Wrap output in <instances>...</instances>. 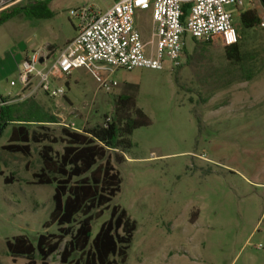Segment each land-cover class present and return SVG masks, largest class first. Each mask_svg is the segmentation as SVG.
<instances>
[{"label": "rangeland", "instance_id": "rangeland-1", "mask_svg": "<svg viewBox=\"0 0 264 264\" xmlns=\"http://www.w3.org/2000/svg\"><path fill=\"white\" fill-rule=\"evenodd\" d=\"M87 5L105 10L112 0H50V17L23 11L0 26L1 96L13 97L22 87L26 56L40 51L49 55L48 64L55 60L77 32L70 11ZM249 9L264 12L262 0L226 6L240 36L242 66L228 61L221 42L188 35L178 70L169 62L162 70L118 69L111 78L119 85L106 91L81 67L52 82L65 89L64 97L35 96L57 114L59 124L48 125L55 136L62 126L80 131L102 123L121 94L133 95L150 119L131 135L125 161H114L122 183L112 204L137 222L126 264H264V29L242 24L240 15ZM137 24L149 42L151 11L138 12ZM249 67L254 76L244 80ZM5 141L6 135L0 138V263L28 264L8 255L6 240L24 234L35 241L39 233L57 232L55 224L45 227L54 185L33 183L42 144L32 143L24 155L2 149ZM54 148L61 152L63 145ZM5 176L16 181L5 183ZM108 218L106 212L94 220L93 235ZM58 261L56 254L49 264Z\"/></svg>", "mask_w": 264, "mask_h": 264}, {"label": "trees", "instance_id": "trees-1", "mask_svg": "<svg viewBox=\"0 0 264 264\" xmlns=\"http://www.w3.org/2000/svg\"><path fill=\"white\" fill-rule=\"evenodd\" d=\"M28 1L0 11V26L23 11L39 18L51 16L47 8L50 0ZM240 17L247 28L260 25L261 18L255 9L242 12ZM239 40L238 35V43L223 46L228 61L242 66ZM249 70L250 67L243 69L244 80L253 78L254 70ZM6 99L0 97L2 101ZM35 107V114L23 113L17 117L20 124L12 129L8 143L1 148L29 155L32 143L42 144L39 150L42 167L34 173L33 183L54 185V206L45 227L55 224L57 232L39 233L35 241L24 234L7 239L8 255L13 260L25 258L28 264H38L36 257L39 264H49L56 254H59L58 264H126L137 222L126 209L112 204L122 183L114 161L119 164L125 161L124 155L133 146L131 135L135 129L149 125L150 119L137 107L133 95L121 94L115 99L111 116H105L102 123L80 131L62 126L61 133L55 136L48 125L57 124L58 118L39 104ZM55 144L63 145L61 152L55 150ZM4 181L16 180L5 176ZM106 212L109 218L93 235L94 220Z\"/></svg>", "mask_w": 264, "mask_h": 264}, {"label": "built area", "instance_id": "built-area-1", "mask_svg": "<svg viewBox=\"0 0 264 264\" xmlns=\"http://www.w3.org/2000/svg\"><path fill=\"white\" fill-rule=\"evenodd\" d=\"M18 1L0 0V10ZM241 4L242 0H112L105 10L95 5L71 10L70 16L78 19L77 32L55 60L48 64V56L40 51L24 58L19 72L23 94L25 98L39 92L51 98L64 97L65 89L52 82L81 67L87 68L98 88L106 91L118 85L111 78L118 69L162 70L167 62L173 69L179 68L184 63L188 35L203 42L238 43L233 16L226 6ZM149 10L151 40L144 42L137 13ZM260 27L264 29V17ZM5 104L0 100V107Z\"/></svg>", "mask_w": 264, "mask_h": 264}, {"label": "crops", "instance_id": "crops-1", "mask_svg": "<svg viewBox=\"0 0 264 264\" xmlns=\"http://www.w3.org/2000/svg\"><path fill=\"white\" fill-rule=\"evenodd\" d=\"M257 13L260 16V18L263 17V14H264L263 11L259 12L257 9ZM74 36L71 37L70 39H68V41L72 40L74 38ZM59 79H62V78H58L56 80H59ZM66 85L69 86L70 82L66 81ZM15 86H17V84H15L13 87H15ZM23 93L24 92H23L22 87H21L15 92V94H13L14 95L13 97L2 96L4 98H7L6 104L0 107V138L2 136L6 135V141L3 142L2 145L8 143L12 129L15 126H18L20 124L19 121L16 120V119H19V118H17L18 116L22 115L23 113H25L26 115L27 114H29V115L35 114L37 111L36 107H35L36 104H39L40 106H42L44 108V106L40 102H38L35 97L25 98ZM0 97H1V95H0ZM5 107H8V108L6 110L3 109V111H2L1 108H5ZM45 110L48 111L50 114L57 117V114L55 113L54 110L50 111L47 108ZM26 120H29V119L27 118ZM57 121H58V119H57ZM30 124H32V123L30 122ZM57 124H59V121ZM49 125H53V124H49Z\"/></svg>", "mask_w": 264, "mask_h": 264}]
</instances>
